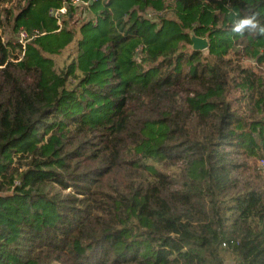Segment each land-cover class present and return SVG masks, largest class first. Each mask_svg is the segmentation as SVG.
<instances>
[{
	"label": "trees",
	"instance_id": "obj_1",
	"mask_svg": "<svg viewBox=\"0 0 264 264\" xmlns=\"http://www.w3.org/2000/svg\"><path fill=\"white\" fill-rule=\"evenodd\" d=\"M64 1L0 0V264H264V173L224 150L264 152V0H81L58 28Z\"/></svg>",
	"mask_w": 264,
	"mask_h": 264
},
{
	"label": "rangeland",
	"instance_id": "obj_2",
	"mask_svg": "<svg viewBox=\"0 0 264 264\" xmlns=\"http://www.w3.org/2000/svg\"><path fill=\"white\" fill-rule=\"evenodd\" d=\"M15 1L17 3L23 4V0H15ZM170 15H172V14H170ZM16 33H17V31L15 32L14 30H12L11 26H6L4 28L3 34H2L3 35V39L5 41L13 42L16 39ZM202 52H206V50H204ZM61 54H62V57L60 58V60H62L65 57V51L63 53H61ZM243 63H244L245 66H250V67L256 68L258 70H263L264 71L263 62L262 63H258V62H255V60L251 59V60H245V61H243ZM237 96L238 95L236 93H232L231 94V98H233V99L237 98ZM238 105H239V103H236L235 107L238 106ZM256 136H257V134L255 133L254 137H256ZM255 141L258 142L257 145H255L253 140L249 141L248 144H247V147H246L247 150L246 149L245 150H246L247 153L252 154L251 149L253 148V151L259 153L258 155L254 154L251 157H249L250 155L248 156L247 153L245 152V150L243 149L242 151H244L246 153V156H248V157H246L245 155L242 156V157H239L237 154H233L232 155V153H231L232 151H231V149L229 147H226L224 150H225V153H227L229 155V157H228L229 159L233 158L234 155H236L235 158H238L237 160L239 161V163H244L245 162L246 164H248L252 168H255L258 171L264 173V167H262L261 163L259 162L261 159H264V152H262L260 150L261 142L258 141L257 138H255ZM226 264H234V263L228 261Z\"/></svg>",
	"mask_w": 264,
	"mask_h": 264
},
{
	"label": "built area",
	"instance_id": "obj_3",
	"mask_svg": "<svg viewBox=\"0 0 264 264\" xmlns=\"http://www.w3.org/2000/svg\"><path fill=\"white\" fill-rule=\"evenodd\" d=\"M69 6H80V8H87L88 2H83L81 0H65L62 5L59 8H50L48 10V16L54 20L55 24L58 28L62 26L63 19L65 18V15L67 14ZM146 15L148 18H153L154 16L162 15L161 12H153V11H147ZM38 34L37 31L33 32V35H30L29 32L25 31L24 29L20 28L16 33V42L24 49L25 45L28 41H30L32 38L36 37ZM264 64V61H263ZM261 163V166L264 167V159H261L259 161Z\"/></svg>",
	"mask_w": 264,
	"mask_h": 264
},
{
	"label": "clouds",
	"instance_id": "obj_4",
	"mask_svg": "<svg viewBox=\"0 0 264 264\" xmlns=\"http://www.w3.org/2000/svg\"><path fill=\"white\" fill-rule=\"evenodd\" d=\"M256 23H255V18H244L242 20L239 21V23H237L235 25V27L233 28V31L236 32V33H243V31L246 29V28H256ZM260 33L261 34H264V28H260Z\"/></svg>",
	"mask_w": 264,
	"mask_h": 264
},
{
	"label": "water",
	"instance_id": "obj_5",
	"mask_svg": "<svg viewBox=\"0 0 264 264\" xmlns=\"http://www.w3.org/2000/svg\"><path fill=\"white\" fill-rule=\"evenodd\" d=\"M190 40L192 42V50L196 52H202L208 48V41L206 38H201L195 36V34L190 35Z\"/></svg>",
	"mask_w": 264,
	"mask_h": 264
}]
</instances>
